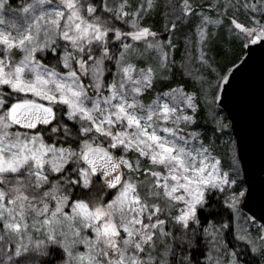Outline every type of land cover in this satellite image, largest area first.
I'll return each instance as SVG.
<instances>
[{"label":"snow or ice","instance_id":"obj_1","mask_svg":"<svg viewBox=\"0 0 264 264\" xmlns=\"http://www.w3.org/2000/svg\"><path fill=\"white\" fill-rule=\"evenodd\" d=\"M156 7L0 0V264H264L235 141L216 145L244 58L221 65L213 48L221 30L229 49L264 47V0H179L167 41L141 23ZM192 16L198 55L179 62L192 90L156 91L177 64L171 30Z\"/></svg>","mask_w":264,"mask_h":264},{"label":"water","instance_id":"obj_2","mask_svg":"<svg viewBox=\"0 0 264 264\" xmlns=\"http://www.w3.org/2000/svg\"><path fill=\"white\" fill-rule=\"evenodd\" d=\"M250 49H244L243 66L234 72L223 95L245 185L241 212L259 222L264 220V47L258 42ZM14 127L33 131L24 125Z\"/></svg>","mask_w":264,"mask_h":264},{"label":"trees","instance_id":"obj_3","mask_svg":"<svg viewBox=\"0 0 264 264\" xmlns=\"http://www.w3.org/2000/svg\"><path fill=\"white\" fill-rule=\"evenodd\" d=\"M15 3L19 2V0H14ZM113 0H109V3H112ZM141 0H131V3L133 5L139 4ZM145 7H147V0H143ZM209 2V0H204V3ZM179 3V0H156L157 7L154 10H148L146 14H144V18L141 21V23L145 25H151L153 31H156L158 33L157 37H155V40H162L167 41L169 39V33L164 30L165 28V12L167 10L168 13V20L169 23H171L172 19L174 18V15H179L178 12L173 14L172 7L177 5ZM214 15V13H209ZM243 14V9H241V15ZM198 22L197 16H192L187 20H181L177 21V28L175 30H171V39L172 43L176 45L175 49H169L170 51V59H175L177 61V64L172 68V78L168 82H163L161 86H158L156 90L162 91L166 89L167 87L174 86L177 82L179 83H185L186 86L189 88V90H192V79L190 77L183 76L182 69L179 66V62L181 60H184L188 54H191V58L193 61H195L196 56L198 55L197 51V35H196V24ZM120 26L124 28L125 31H131L132 28L130 25H124L122 21L119 22ZM211 25H209V28L211 29ZM188 42L186 43V39ZM223 41V43H221ZM227 44V33L221 30L220 36L217 38L216 41L213 43V48L216 53H218L217 59L221 63V65H226L228 60H233L235 62V57L239 56L241 57L244 53V49H241L238 46H233L232 49H229L225 47L224 45ZM224 53H229L227 56H224ZM47 63V61H45ZM198 63V61L196 62ZM196 63L193 64V67L195 68ZM112 69L114 70V63L111 64ZM63 68V65H60V70ZM88 83V81H85ZM7 91V89H5ZM92 93V90H90ZM7 99V97H6ZM68 122V121H66ZM206 128H210L211 125L207 124L203 114H201V120L197 124ZM46 128V127H44ZM36 130L43 131L41 127H38ZM45 138L48 139V141L53 142L55 140V137L52 139H49V136L47 133H45ZM217 138H220V143L223 142L222 135L217 134ZM223 144V143H222ZM227 142L224 145L225 149L227 148ZM79 191V189H77ZM237 191V189H236ZM215 203V200L212 201ZM214 211L218 214H223L222 208L217 205V207L214 209ZM202 220L204 217H201ZM208 220H212V216H207ZM200 241H203V235L199 237ZM180 245L177 244V248H179ZM250 256L255 257V254H251ZM256 259L258 257H255L253 259V264H256Z\"/></svg>","mask_w":264,"mask_h":264},{"label":"rangeland","instance_id":"obj_4","mask_svg":"<svg viewBox=\"0 0 264 264\" xmlns=\"http://www.w3.org/2000/svg\"><path fill=\"white\" fill-rule=\"evenodd\" d=\"M17 3H19V2H17ZM130 39H131V38H129V40H130ZM135 43H136L139 47H142V46H143V42H142V41H140V42H135ZM140 66L142 67V66H143V63H140ZM114 69H115V65H114ZM61 71H64V68H62ZM164 90H165V89H164ZM164 90H162V91H164ZM156 91H158V90H156ZM162 91H161V92H162ZM89 94L91 95L92 93L89 92ZM224 115H225V114H224ZM64 119H65V121H67V118H66V117H65ZM226 122H229L227 118H226ZM196 127L199 128V127H201V126L196 124ZM18 129H19V128H18ZM13 130H16V127H14ZM19 130H20V131H23V132H29V131H26V130H21V129H19ZM162 134H163V133H162ZM45 139H46V138H45ZM46 140L48 141V139H46ZM222 140H223V142H222L223 144L220 143V138H216V145L218 146V147H217V151L220 152L221 154H225V155H226V150H225V149H222V148H224V145H225L226 142H227V144H228V143H230V140H231V141H234L230 129L222 135ZM48 142L51 143L50 141H48ZM227 144H226V145H227ZM130 152H131V150H130ZM117 154H119V153H117ZM130 158H131V157H130ZM142 159H143V158H142ZM236 189H237V192H238L240 189H245V185H244L243 180H242V174H241V172H240V175H239V178H238V186L234 188V191H236ZM113 195H114V193H113ZM73 198H75V197H73ZM108 198L110 199L111 196H108ZM66 210H68V209H66ZM242 214L245 215L244 213H242ZM256 227H257L256 225H252V228H253V229H255ZM176 230L179 231L178 228H177ZM86 231H88V234H89V235H92V234H93V233H91L90 230H86Z\"/></svg>","mask_w":264,"mask_h":264}]
</instances>
